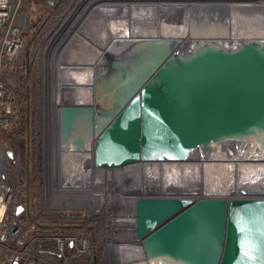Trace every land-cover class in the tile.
Returning a JSON list of instances; mask_svg holds the SVG:
<instances>
[{
    "label": "water",
    "instance_id": "water-1",
    "mask_svg": "<svg viewBox=\"0 0 264 264\" xmlns=\"http://www.w3.org/2000/svg\"><path fill=\"white\" fill-rule=\"evenodd\" d=\"M141 3L127 16L139 33L133 46L119 56L104 49L94 73V100L108 125L91 140V166L121 169L135 193L163 164L237 147L249 159L264 157V41L224 47L157 37L145 31L156 29L158 5ZM179 194L135 201V239L147 264H264V190Z\"/></svg>",
    "mask_w": 264,
    "mask_h": 264
},
{
    "label": "built area",
    "instance_id": "built-area-1",
    "mask_svg": "<svg viewBox=\"0 0 264 264\" xmlns=\"http://www.w3.org/2000/svg\"><path fill=\"white\" fill-rule=\"evenodd\" d=\"M22 1L0 0V130H9L14 123L16 125L17 102L27 84L22 64L25 45L22 32L27 16L19 14ZM55 42L58 38L49 44L48 51H58ZM45 58L43 79L47 105L51 64L48 55ZM12 68L20 71L17 80L3 73ZM15 81L20 82L18 87ZM2 150L0 264H147L142 243L135 239V201L140 197H171L167 188L165 192L150 189L149 179L153 174L144 175L141 190L134 193L127 190L121 169H100L94 178L91 177L94 172L89 154L85 167L71 164L62 170L60 178L49 172V161L39 199L23 200L21 196H14V189L9 184L11 171L7 154ZM46 159L49 160L48 157ZM164 165L169 164L160 165L157 171L163 172ZM70 169L80 174L68 175ZM64 172L71 177L70 181ZM82 173L87 174V181L79 180ZM90 180L96 182L90 183ZM160 181L164 188L169 178L161 177ZM64 189L71 192L65 198L59 197ZM8 210L10 215H7ZM42 221H45L43 230L40 226Z\"/></svg>",
    "mask_w": 264,
    "mask_h": 264
},
{
    "label": "bare ground",
    "instance_id": "bare-ground-1",
    "mask_svg": "<svg viewBox=\"0 0 264 264\" xmlns=\"http://www.w3.org/2000/svg\"><path fill=\"white\" fill-rule=\"evenodd\" d=\"M111 1L106 5H103L106 2ZM83 0L77 10L74 13V16L68 19L63 27V30L60 31L57 43V47L61 46L62 40L59 38L60 35L64 36V32L69 33L70 25H74V28L78 24L77 31L73 32L71 36H76L75 44H72L74 48L78 52H81L82 42L79 40L82 39L86 41L89 47L95 45L98 51H95V55L88 60V63L92 65L87 66H76V68H80L78 70L70 71L74 66L68 65L62 62L63 51L66 49H62V56H58L55 58L54 56V63L50 61L51 68L49 69L50 78L56 77V85L53 81L50 83L49 87V94H48V130H47V138L50 137V140L47 141L48 143V154L47 157L50 161L49 172L51 174L56 175V177L60 178L63 171L69 167L71 164H76L79 166V163L84 162L87 163V156L88 150L92 145V139H95V135L97 133L96 126L99 123L107 124L106 117L104 115H100L99 107L93 105L94 103V73L100 68V63L102 62V56L104 53V49L107 48V41H111L109 48L106 49L107 52L115 50L117 51L118 48L122 49V46L128 45L127 43L134 44L136 41L135 38L139 33L136 30L132 29V26L129 22H124L123 25L120 24L118 21V17L120 16H127V9L117 8L116 4L113 3L114 0ZM132 1V0H128ZM140 1V0H139ZM159 1V0H156ZM164 0L163 3L157 2L159 6H155L156 9L158 8V30L151 29V33L157 35V37L162 38H178L179 40L185 41H198L204 42L208 45H213L214 43H221L222 46H231L241 44L243 42H250L253 39H259L264 41V12L260 14V16H255L253 13L247 15L245 14L247 10L246 6L243 5H220L217 8L218 4L213 5L208 4L209 2L204 1L206 4H200L197 0L193 1V5L195 6V10L191 6H187L185 0H178L174 2ZM190 1V0H187ZM210 2L218 1L223 2V0H208ZM231 2H240L239 0H229ZM248 1V0H247ZM166 2H168L166 4ZM192 2V1H191ZM225 2V0H224ZM100 3V4H99ZM156 3V4H157ZM214 3V2H213ZM243 3V1H242ZM256 3L255 8H252L254 11L257 10L256 8L259 6L261 9L264 7V3H260L259 1H255ZM99 4V7H98ZM130 6L132 2L127 3ZM155 3H152V5ZM245 4V3H243ZM250 4V2H249ZM144 5H151V3H146ZM186 5V6H185ZM96 7V8H95ZM207 7L205 9H199ZM216 7V9H212ZM251 7V6H250ZM249 7V8H250ZM82 9V10H81ZM235 10L234 15L235 17L232 19V12ZM252 10V11H253ZM264 11V10H263ZM88 12L86 15L85 13ZM176 17L178 13H181ZM228 12V14H227ZM244 12L245 16H242ZM171 13V15H175L174 18L168 19L163 16L166 14ZM193 15L191 20L190 27L188 26V32H184L186 27L187 19L189 16ZM258 13V12H256ZM95 16L94 21L91 22L85 28L79 26L83 23L84 19L86 20L89 16ZM163 15V16H162ZM176 17V18H175ZM215 17V18H213ZM73 19V20H71ZM117 19V21H115ZM90 20V18H89ZM88 20V21H89ZM230 21V25H229ZM88 23V22H87ZM209 26V27H208ZM225 26V27H224ZM124 27L128 28L127 34L125 38L123 36V29ZM208 27V28H207ZM75 28V29H76ZM85 29V30H84ZM79 30V31H78ZM186 30V31H187ZM224 33L218 34V32ZM72 31V30H71ZM155 31H158L155 32ZM181 31V32H180ZM93 33L95 37L92 39V35L87 36ZM147 32V31H145ZM230 32V38L229 36ZM63 33V34H62ZM99 33V34H97ZM88 38V39H87ZM67 39V38H66ZM95 41V42H94ZM72 42V39L70 40ZM66 43V42H65ZM68 43V42H67ZM70 44V43H69ZM68 44V45H69ZM98 44V45H97ZM218 44V43H217ZM131 46V47H132ZM68 47V46H67ZM92 47V46H91ZM58 49V48H57ZM96 49V50H97ZM71 51V50H70ZM123 51V50H122ZM52 52V51H51ZM120 52V51H117ZM116 53V52H115ZM122 52H120L121 54ZM119 55V54H118ZM52 57V56H51ZM60 57V59H59ZM87 59L86 57H83ZM51 59V58H50ZM53 59V57H52ZM84 61L81 57L78 62ZM99 67V68H98ZM54 84V85H53ZM56 87L57 92H54ZM65 91V93H63ZM68 93L65 97L63 94ZM56 96V99H54ZM88 105H92L89 106ZM60 109L65 110H74L77 111L78 109L82 108L83 110L91 109L92 116L89 118L93 121V128L91 129V136L90 140H87V136L83 137L81 140V135L79 138V134L74 135L73 137H67L69 131L64 128V133L62 136V140L56 135L54 142L51 139V131L53 127L54 117L52 113H59ZM79 111V110H78ZM83 112V111H80ZM89 112V111H88ZM90 113V112H89ZM73 114V113H72ZM84 116V115H83ZM98 119H97V118ZM58 122H65L63 119H59ZM95 118V119H94ZM91 121V122H92ZM79 123V122H78ZM55 124V123H54ZM58 125V124H57ZM66 125V124H65ZM59 126V125H58ZM61 126V125H60ZM56 127V126H55ZM68 127V125H67ZM96 128V129H95ZM58 129V128H57ZM56 129V130H57ZM60 129V128H59ZM59 131V130H58ZM57 131V132H58ZM80 131V130H79ZM79 133V132H77ZM90 134V133H89ZM55 135V134H54ZM86 135V134H85ZM70 136V135H69ZM70 138L72 142L68 139ZM79 138V139H78ZM60 139V140H59ZM77 139L79 142L77 143ZM86 141V142H83ZM54 144H61L59 146V150L62 152L61 160L62 162L59 165L53 164V160L57 159L58 157V148L54 146ZM81 144L80 149H76V145L78 146ZM83 145V147H82ZM2 148L0 149L1 154ZM7 153V152H6ZM249 153L245 155V151H241L238 147L234 150L227 151L222 156H213V155H205L201 156L195 161H190L182 164L177 165H164L162 168L164 169L163 172L156 171L153 175H150L152 178H148L150 181V189L151 190H159L160 192H165V188L169 190L171 193L170 196H178L180 195L179 192H185V197L190 198H201V197H224V198H232L239 196V190H264V157L259 156L257 159L253 157L248 158ZM60 159V158H59ZM58 161V160H57ZM54 165L52 168L51 166ZM65 167L64 169L62 167ZM161 168V166H159ZM63 170V171H62ZM71 170V171H70ZM67 174H77L79 175L80 172L70 169ZM93 174L91 177L94 178V174H97V171L100 170L99 168H92ZM76 171V172H75ZM203 173V176H202ZM67 179L70 181L71 177H69L65 172ZM161 174V176H160ZM79 180L87 181L85 178L86 176L82 173ZM169 178V181L165 182L162 188L161 177ZM177 176L182 178V182L179 183L177 186L176 184L171 183L170 179H176ZM95 180H90V183ZM96 182V181H95ZM71 191L64 189L61 190L59 193V197H67ZM155 264H163L161 261ZM167 264V263H166Z\"/></svg>",
    "mask_w": 264,
    "mask_h": 264
},
{
    "label": "rangeland",
    "instance_id": "rangeland-1",
    "mask_svg": "<svg viewBox=\"0 0 264 264\" xmlns=\"http://www.w3.org/2000/svg\"><path fill=\"white\" fill-rule=\"evenodd\" d=\"M62 1L63 0H46V3L49 4V5H51L50 7H52V5H55V6L60 5V3ZM82 1L83 0H68L66 2V4L64 5V7H58L57 6V8L54 11V17L52 18V16H51L49 18V19L52 18L51 19L52 20L51 21V26L48 28V30L46 31V33L42 37V39L40 41V44H39V46L37 47V49L35 51L34 58H33V61L31 63L30 71H28V76L26 74V79L27 80L29 79V76L30 75H31V77H34L35 78L36 84H37L38 89H39V105H38V114H37L38 115V124H37V128H36V136H37L36 139L38 141V143H37V151L36 152H37V155H38V160H36L37 163L34 166L35 169H32V167L30 168V175H29V178L31 180V184H30L29 189L34 193V195H35V197L37 199H39V197L41 195V191H42V179L43 178H46V165H47V162H49V160L46 159L47 158V154H48V143H47V141L50 140V137L49 136L47 138V130H48V127H47V125H48V122H47L48 121V116H47V111H48V109H47L48 98L47 97H48V94H49L48 91H49V87H50L49 85H50L51 81H53L54 84L56 85V77L54 76V78H50V75H49L48 76V84L49 85H48V91L46 93V100H47V105H46V101H45L46 84H44V79H43V71H44V68L46 67V64H45L46 63V58L45 57H46V55H48V61H51L53 63L55 62L54 61L55 60L54 59V53L56 51L55 52L48 51L49 44L50 43H54V41L58 38L60 31L63 30V27H64L65 22L68 19H70V18H72L74 16L75 11L79 7L78 5H80ZM87 1H89V0H87ZM163 1L164 0H159V1H156V0H145V2H144V0H140V1L139 0H132V1H128V0H114L113 3L116 4L117 8H122L124 10L128 8L127 9V12H126L127 13V16H128L129 7H131L130 5L127 4L128 2H132L131 5H133V4H140L141 2H144V3H141V4L144 5L146 3H157V2L163 3ZM166 1H172V0H166ZM176 1H178V0H176ZM176 1H174V2H176ZM185 1H186L185 4L187 6H191L193 8V10H195V6L193 5L194 4L193 3L194 0H190V1L185 0ZM204 1L209 2L208 4H211V3L213 5L218 4L217 8H219L220 5H231L232 6V5H239L240 4V5L246 6V8H244V9L247 10V11H245L246 12L245 14H247V15L253 13L255 16H260V14L262 12H264L263 11L264 10V7L261 9L258 6L256 8L257 10H255V11L252 9V8H255V6H253V5L256 4V3H254L255 1H259L260 3H264V0H248V1L247 0H239L240 2H236L235 4H234V2H231L229 0H225V2H224V0H223V2L222 1L221 2L213 1L214 3L213 2H210L208 0H197V2H200V4H206L207 5V3H204ZM242 1L245 4H243ZM249 2H250V4H249ZM44 3H45V1H44ZM108 3H111V1L102 4V6L103 5H106ZM167 3L168 2H166V4ZM99 4H98V7H99ZM207 6H210V5H207ZM205 8H207V7H203V8H199V9H205ZM212 9H216V7H213ZM235 10L236 9H234L233 12H232V16H233L232 19L235 17V15H234ZM20 11L21 12L19 14H25L27 16V19H26V22H25V26H24L23 32H22V36L24 38V43H26V40L29 37L28 35H30V23L32 21L31 20V17L34 16V15H42L43 18H44L46 12L44 11V6L42 5V3H39L38 0H24V1H22V4L20 6ZM256 12H258V13H256ZM85 14L87 15L88 12H86ZM245 14L243 12L242 13V16H245ZM179 15H182V12L181 13H178L176 15V17L179 16ZM127 16H120V17H118V21L120 22V24L123 25L124 22H128V21H126L128 19ZM174 16L175 15H171V13H168V14H166L163 17L168 18V19H171V18H174ZM94 17L95 16H92V15L89 16V17H87L86 20L84 19L83 23L81 25H79V26L85 28V23H86V26H87L90 23V21L91 22L94 21ZM89 18H90V20H89ZM71 20H73V19H71ZM115 21H117V19ZM61 24H62V26L60 28V31H58L59 26ZM229 25H230V21H229ZM69 26L70 27L67 28V29H69L70 32L69 33L65 32L64 33V36L63 35H60V37H59L60 39L62 37H64V38L62 40L61 46L60 47H57L58 48L57 49L58 51L55 54V58L57 57L59 51L62 50L63 48H65L64 46H66V44H67L68 47L66 46V49L63 51V54H62V52L60 53V56L63 55V57H62V62L63 63L74 66L70 71H73V69L74 70L80 69V68H76V66H80V65H82V66L92 65L93 64L92 61H91V63H88L87 61L90 60L93 55H95V51H98L97 53H100L99 52V49H97L96 46L95 45H92V44H91L92 47L91 46L89 47L88 45H85V44H87V42L86 41H83L82 39H80L79 41L82 42V46H81V52H78L76 50V48H74L72 46V44H75V40L77 38V35L74 36V37L71 36L73 34V32L77 31L78 24L76 26L77 28L75 27L76 29L74 28V25H70L69 24ZM127 30H129V29L126 28V27H124L122 38H125V36L127 34ZM221 31L222 30H220V32L217 31V33L223 35L224 33H222ZM149 32L150 31H147V33H149ZM97 34H99V33H97ZM91 35L93 36L92 37V39H93L95 37V34H93V33L90 34V32H89V35H87V36H89V38H90ZM228 37L230 38V32H229V36ZM71 39H72V42H70ZM57 43H59V40H58ZM127 44L128 45L122 46V49L118 48L117 51L124 50V48L131 47L132 46V44H130V43H127ZM24 48H25V45H24ZM115 50H116V48H115ZM115 50H113L111 52L109 50V53H112L115 56H119L118 53H120V52H117ZM23 53H24V50L22 51V55H23ZM51 56L53 57V59H52ZM81 57H82V59L84 61L78 62L79 59H81ZM83 57H86L87 59H84ZM22 64H24L23 61H22ZM14 69L15 68L7 69L3 73H4L5 76H11L13 79L17 80L18 77H16L14 75V73H13ZM29 80H31V79H29ZM18 83L20 84V82L15 81V85L17 87H18ZM54 92H57L56 87L54 89ZM63 93H65V91H63ZM67 94L68 93L63 94V97H65ZM54 99H56V96H54ZM93 105H95V106L97 105L95 103V100H94ZM89 106H92V105H88V107ZM17 108H18V104H17ZM59 110H60L59 113H57V112L54 113V114L52 113V115L54 117H56V118H54V121L53 122L55 124L53 123L52 131H51V133H52L51 134L52 142L56 141L55 140L56 135L59 138L61 136L60 139L62 140V136H63L62 133H64L63 126L66 127V129L70 133V134L67 135V137H70V138L73 137L72 136L73 135L72 133H75L74 135L79 134V138H80V135H81V137H82L81 140L83 139V137H86L87 136L86 138L89 141L90 138L93 137V136H91L93 133L91 134V132H90L91 129L93 128V126H92L93 125V121L89 119L92 116V111H90L91 109L83 110L82 108H80V109H78L79 111L78 110L77 111H71L72 110L71 109V110H69L65 114L66 116L64 115L65 116V118H64V121L65 122H63V121L62 122H58L59 120H57V118L59 116L62 119V115H63L64 109L62 110V109L59 108ZM80 111H83V112H80ZM99 113H100V110H99ZM67 125H68V127H67ZM90 125L92 127H91V129L89 131ZM107 125L108 124L99 123V125H97L96 127H97L98 131L101 132V130H103V128L105 126H107ZM15 128H16V125L14 123V126L12 128H10L8 131H14ZM77 132H79V133H77ZM70 138L69 139L67 138V139H68V141L70 140L72 142V140ZM78 139H77V143L79 142ZM83 142H86V141H83ZM0 143L3 146V149H4L5 153L6 152L7 153H11V152H9V150H10L9 146H8V144L5 141H1L0 140ZM80 145L81 144H79L78 146L76 145V149H80L81 148ZM54 146H56L58 148L59 146H61V144L60 145L59 144L58 145L57 144H54ZM59 148H58V151H59L58 157H57V159H55V161L53 160V164H55V165H59L62 162L61 156H62V152L63 151L61 152L59 150ZM86 156H88L87 153H86ZM6 157L8 159L9 169L11 171V176H10V179H9V184L14 189V196H18V198H19L21 196V190H22V186H23L22 184H20L19 178L22 179V170H23L24 166L21 163V160L20 159H18L15 164H12V160H11L12 159V154H11V156H7L6 155ZM81 162L82 163L79 166H84L85 167L84 162L83 161H81ZM51 167L53 168L54 165H52ZM59 167H60V165H59ZM202 176H203V173H202ZM170 181H171V183L176 184L178 186L179 183L182 182V181H184V180H182V178L180 176H177L176 179L171 178ZM171 197H173V196H171ZM206 198H224V197H206ZM55 214H57V212H55ZM57 215H60V214H57Z\"/></svg>",
    "mask_w": 264,
    "mask_h": 264
},
{
    "label": "trees",
    "instance_id": "trees-1",
    "mask_svg": "<svg viewBox=\"0 0 264 264\" xmlns=\"http://www.w3.org/2000/svg\"><path fill=\"white\" fill-rule=\"evenodd\" d=\"M46 0H38L44 6L46 12L44 18L42 15H34L31 17L30 23V35L25 43L23 53V76L27 81L26 87L23 88V92L18 99V109L16 115V128L14 131L0 130V140L5 141L12 154V164H15L18 159L21 160L24 168L22 170V179L19 178L20 184H22L21 197L23 200H34L36 197L34 193L29 189L31 180L29 178L30 168L35 169L34 166L38 160L37 155V136L36 128L38 124V105H39V89L34 77L28 76L31 63L34 58L35 51L40 44V41L48 28L51 26V19L54 17V11L58 7H64L68 0H63L60 5L45 4ZM40 12V11H39ZM52 16L51 19H49ZM13 73L19 77L20 71L14 69ZM30 81V82H29ZM29 82V83H28ZM7 215H10L9 210ZM42 221L41 230L44 229ZM49 223H55V221H47ZM47 226V225H45ZM48 227V226H47ZM40 230V231H41Z\"/></svg>",
    "mask_w": 264,
    "mask_h": 264
},
{
    "label": "flooded vegetation",
    "instance_id": "flooded-vegetation-1",
    "mask_svg": "<svg viewBox=\"0 0 264 264\" xmlns=\"http://www.w3.org/2000/svg\"><path fill=\"white\" fill-rule=\"evenodd\" d=\"M136 5V4H135ZM132 7V6H131ZM131 7H129V10H130V8ZM227 14H228V12H227ZM158 15H159V12H158V8L156 9V16H157V20H158ZM186 17H188L189 19H187V20H189V21H187V23L188 24H186V27H185V29H184V32H188V26L190 27V25H191V20H192V18H193V15H192V13H191V15L189 16V14H188V16H186ZM213 18H215V17H213ZM126 21H128V20H126ZM188 29V30H187ZM156 30H158V27H156ZM187 30V31H186ZM155 32H157L158 33V31H155ZM181 32V31H180ZM155 35V34H154ZM176 39H178V38H176ZM185 42H189V41H185ZM110 43H111V41H107V48H109V46H110ZM106 48V49H107ZM105 49V50H106Z\"/></svg>",
    "mask_w": 264,
    "mask_h": 264
}]
</instances>
